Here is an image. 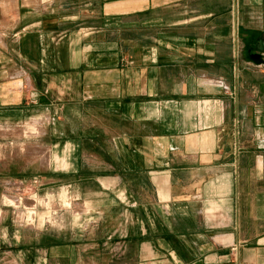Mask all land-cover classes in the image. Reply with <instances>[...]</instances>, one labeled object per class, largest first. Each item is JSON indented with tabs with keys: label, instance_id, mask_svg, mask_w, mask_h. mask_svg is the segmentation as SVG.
I'll use <instances>...</instances> for the list:
<instances>
[{
	"label": "crops",
	"instance_id": "1",
	"mask_svg": "<svg viewBox=\"0 0 264 264\" xmlns=\"http://www.w3.org/2000/svg\"><path fill=\"white\" fill-rule=\"evenodd\" d=\"M100 1L0 0V153L26 145L29 174L42 144L47 184L98 175L131 257L41 229L11 263L264 264V0H239L236 39L230 0Z\"/></svg>",
	"mask_w": 264,
	"mask_h": 264
},
{
	"label": "rangeland",
	"instance_id": "2",
	"mask_svg": "<svg viewBox=\"0 0 264 264\" xmlns=\"http://www.w3.org/2000/svg\"><path fill=\"white\" fill-rule=\"evenodd\" d=\"M104 1L108 0H101L99 6L102 7ZM229 15L233 32L232 0H230ZM147 17L152 18L153 16ZM167 17L171 19V16ZM93 19L88 18L84 21L88 22L90 26L101 28L103 25L102 18L100 22H97L95 17ZM122 26V31L117 32L120 37L123 35ZM148 26L150 28L148 27L147 34L149 37H155L157 33L155 26ZM31 128H33L31 130L35 132L34 134L37 135L38 139L40 127L33 125ZM9 131L12 134L20 133L18 128H12ZM3 145L4 151L0 153L4 155L0 157V264H12L10 247L13 241H16L15 233L24 234L41 229L51 232L82 230L90 236H93L91 233L98 234L100 232L101 239L97 241L95 235L94 238L89 239V242L100 244L107 258H114L113 260L119 263L129 261L128 257H131L129 239L123 234L125 230L123 220L122 218L117 220L115 215L116 220L114 221L113 214L110 217L107 215L108 209H114L112 206L113 195L107 191L98 190V175H91L90 173L82 176L84 180L78 181V184L75 182V174L54 175L57 180L47 184L44 181L42 171H38L39 168L42 169V166L49 162V159L38 158V155H41L43 151L42 144L36 143L35 166L32 169L31 166L33 165H31L30 159L29 174L27 173L26 160L19 156L21 153H18L22 152L26 145L18 143V147L15 144V152L17 150L18 152L13 156L10 155L9 146L11 145L6 143ZM56 161L59 164L62 160L56 159ZM86 161L90 168L98 166L100 160L90 159ZM20 169L26 175H19ZM94 178L96 181L93 180ZM70 179L73 181H69ZM125 193V191L117 189L114 196L117 201L123 200ZM115 209L123 210V207L116 203ZM119 220L120 222H118ZM137 224H133V228ZM84 262L91 264V257L85 258Z\"/></svg>",
	"mask_w": 264,
	"mask_h": 264
},
{
	"label": "built area",
	"instance_id": "3",
	"mask_svg": "<svg viewBox=\"0 0 264 264\" xmlns=\"http://www.w3.org/2000/svg\"><path fill=\"white\" fill-rule=\"evenodd\" d=\"M240 1L232 0V14H233V36H238V21H239V11H240Z\"/></svg>",
	"mask_w": 264,
	"mask_h": 264
},
{
	"label": "water",
	"instance_id": "4",
	"mask_svg": "<svg viewBox=\"0 0 264 264\" xmlns=\"http://www.w3.org/2000/svg\"><path fill=\"white\" fill-rule=\"evenodd\" d=\"M253 57L256 58L257 60H258V59H262L260 53H255V54H253Z\"/></svg>",
	"mask_w": 264,
	"mask_h": 264
}]
</instances>
